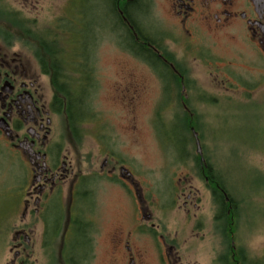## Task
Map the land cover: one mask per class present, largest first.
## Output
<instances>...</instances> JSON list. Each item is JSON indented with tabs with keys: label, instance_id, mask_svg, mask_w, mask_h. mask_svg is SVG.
Instances as JSON below:
<instances>
[{
	"label": "flooded vegetation",
	"instance_id": "obj_1",
	"mask_svg": "<svg viewBox=\"0 0 264 264\" xmlns=\"http://www.w3.org/2000/svg\"><path fill=\"white\" fill-rule=\"evenodd\" d=\"M143 2L145 8L154 3ZM165 3L175 17L184 49L199 50L195 39L202 30L231 39L237 34L249 46L238 64L209 61L211 86L220 89L227 101H235L234 96L243 105L264 109V0ZM128 27L134 41L165 64L151 65L164 80L165 89L180 83L184 90L182 71L156 45L144 41L130 24ZM160 35L161 41L166 40L165 34ZM82 46L80 66L75 70L80 83L88 88L95 84V73L91 51L86 53ZM13 50L0 39V264H257L259 254L242 238L246 212L237 205L233 208L226 184L214 179L212 166L197 150L205 181L215 184L210 186L214 202L217 198L229 210L217 209L209 220L201 209L200 192L189 186L188 178H179L174 203L184 198L178 205L182 214L178 222L189 226L174 234L165 233L163 211L151 205L143 183L110 152L94 175H82L77 167L81 131L74 135L69 130L51 78L43 74L37 60ZM70 77L71 81L76 78ZM174 98L173 104L178 100L188 111L187 98ZM5 176L11 178L7 188L2 185ZM101 182L120 191L124 212L115 217L100 214ZM6 189L10 196L5 197ZM209 234L218 241L205 243ZM201 253L206 257L200 258Z\"/></svg>",
	"mask_w": 264,
	"mask_h": 264
},
{
	"label": "rangeland",
	"instance_id": "obj_2",
	"mask_svg": "<svg viewBox=\"0 0 264 264\" xmlns=\"http://www.w3.org/2000/svg\"><path fill=\"white\" fill-rule=\"evenodd\" d=\"M108 1L79 2V22H89L96 28L104 26L106 32L99 35V29L93 28L91 35L86 36L91 40L90 62L96 85L85 95L96 115L86 118L80 129L77 167L84 176L94 175L110 152L143 183L151 205L163 211L160 214L165 233L174 234L189 226L178 222L182 215L178 205L184 198L174 203L179 178H188L189 186L200 192L201 209L209 220L217 210L210 185L198 165L196 133L202 157L212 166L214 179L226 184L234 205L246 212L242 238L259 254L257 264H264V109L260 105H243L234 96L235 101L222 98L221 90L211 86L208 68L209 61L217 65L240 63L250 51L249 46L242 44L237 34L231 39L226 34L202 30L195 39L199 50L184 49L175 17L165 0H153L138 21L145 33L162 43L164 57L185 76L184 90L180 83L165 89L164 80L151 64L139 60L126 48V32L115 31ZM4 10L18 12L21 20L30 21L40 32L51 31L57 22L75 15L70 12V0H2L0 16ZM0 20L6 31L14 25L10 18ZM160 34H165L162 37L166 40L161 41ZM13 36L12 43L4 44L32 60L29 45L24 44L22 37ZM176 95L187 98L184 100L188 111L178 100L173 104ZM193 118L198 121L197 130L190 125ZM3 179V187H9L11 178ZM99 184L100 214L115 217L124 212L120 191L106 182ZM4 195L10 196V192L6 189ZM240 225L241 221L234 228ZM217 241L209 234L205 243ZM202 253L200 258L206 257Z\"/></svg>",
	"mask_w": 264,
	"mask_h": 264
},
{
	"label": "trees",
	"instance_id": "obj_3",
	"mask_svg": "<svg viewBox=\"0 0 264 264\" xmlns=\"http://www.w3.org/2000/svg\"><path fill=\"white\" fill-rule=\"evenodd\" d=\"M0 2H2V0ZM79 2L80 0H70L72 6V11L70 12L71 14L75 12V15H72L70 19L66 18L57 22L51 31H36L30 21L21 20L19 18V13L15 11L4 10L2 11V16H0V19L10 18L9 21L14 24L12 28L6 31V29L2 27V21L0 20V39L3 43L9 44L12 43L14 39L13 35L15 34L23 38L25 45H29L30 51L37 60L43 74L51 78L52 89L55 93V97H57L60 110L66 114L68 128L74 135L85 125L86 118L95 117L96 115L89 99L85 95V92L89 89H93L96 84L87 88L80 83L77 74L79 72L75 70L77 66H80L78 64L80 44L83 45V50L88 53L90 52L91 40L89 41L86 36L91 35L93 28L99 29V35L106 32L104 26L97 25L96 28L89 22H79L80 18L78 14L81 11ZM108 4V9L110 10V12H108L111 18L113 16L116 22L114 23L116 27H114L115 31H120V29H122L126 32V38L129 44L126 48L133 54L142 57L144 61L154 67L164 66L165 64H163V62L157 60L149 50H146V48L144 49V47L142 48L134 41V37L130 35L129 24L144 41L156 45L160 51L163 50L159 45V41L151 38L145 33L138 21L139 17H144L146 10L145 2H143V0H109ZM85 14L88 15V12ZM78 35L82 38L80 39ZM140 42L141 41H139V43ZM163 74L165 76L167 72L163 71ZM72 75H75L76 78L74 77L75 79L73 78L71 81L70 76ZM190 125L195 126L197 130L198 121L194 120ZM186 128L188 130L185 123V130ZM217 184H219V182ZM209 185L214 188L215 184L212 181L209 182ZM215 203L217 209H226L217 198H215ZM232 203L233 208H236L233 201Z\"/></svg>",
	"mask_w": 264,
	"mask_h": 264
},
{
	"label": "water",
	"instance_id": "obj_4",
	"mask_svg": "<svg viewBox=\"0 0 264 264\" xmlns=\"http://www.w3.org/2000/svg\"><path fill=\"white\" fill-rule=\"evenodd\" d=\"M194 136H195V138H196L197 153H198L199 155L202 156V155H203V152H202V148H201L200 141H199V139L197 138L198 136H197L196 133L194 134ZM202 160H204L203 157H202Z\"/></svg>",
	"mask_w": 264,
	"mask_h": 264
}]
</instances>
